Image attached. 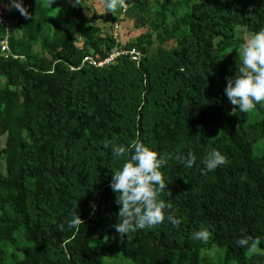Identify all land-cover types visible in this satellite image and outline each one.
Here are the masks:
<instances>
[{
    "label": "trees",
    "instance_id": "1",
    "mask_svg": "<svg viewBox=\"0 0 264 264\" xmlns=\"http://www.w3.org/2000/svg\"><path fill=\"white\" fill-rule=\"evenodd\" d=\"M130 1L132 12L155 18L124 45L117 17L104 32L105 17L86 16L83 0H24L29 17L0 4L16 56H0V264H102L113 248L90 246L91 238L116 236L136 264H205L213 247L226 262L264 264V151L254 155L264 106L253 121L250 112L226 115L224 104L244 40L239 29L264 28V0ZM117 47L143 57L99 66ZM105 139H139L167 154L162 198L182 219L179 228L165 221L116 231L121 206L111 181L124 161ZM212 148L227 162L204 174L200 160ZM189 152L198 166L177 160ZM78 211L84 222L68 227ZM202 226L209 238L196 241ZM242 235L259 238L261 250L248 255L237 244Z\"/></svg>",
    "mask_w": 264,
    "mask_h": 264
},
{
    "label": "clouds",
    "instance_id": "2",
    "mask_svg": "<svg viewBox=\"0 0 264 264\" xmlns=\"http://www.w3.org/2000/svg\"><path fill=\"white\" fill-rule=\"evenodd\" d=\"M78 3V0H77ZM0 4L18 9L22 15L29 17L30 13L24 0H0ZM107 9L116 12L118 8L126 7L125 0H105ZM237 71L234 76L227 77L225 93L233 106L234 112H249L258 105L264 106V28L251 33L239 45ZM105 147H111L113 157L123 158V164L113 171L111 187L117 194L119 222L114 225L121 235L129 234L138 229H151L162 225L165 221L179 228L182 219L175 215L174 205L170 200L162 198L169 187L162 168L168 163V156L150 146L143 140L134 139L129 145L116 143L115 139H105ZM130 154V155H129ZM189 168L197 165V155L189 152L185 156H177ZM227 162V156L220 150L212 148L201 158L200 169L204 174L215 170ZM96 206L94 205V208ZM82 218L78 212L67 219L68 227H78ZM84 222V221H83ZM63 228V224L60 225ZM210 230L201 227L192 233L196 241H206ZM250 236H240L237 244L252 250L260 243L256 238L252 243Z\"/></svg>",
    "mask_w": 264,
    "mask_h": 264
},
{
    "label": "rangeland",
    "instance_id": "3",
    "mask_svg": "<svg viewBox=\"0 0 264 264\" xmlns=\"http://www.w3.org/2000/svg\"><path fill=\"white\" fill-rule=\"evenodd\" d=\"M153 0H151L152 3ZM71 5H76L77 0H69ZM126 4L129 6L128 9L124 10L123 8H118L116 12H112L109 9H107L105 5V0H83L82 8L83 12L86 16L93 18V17H99L103 15L105 17V20H102L100 22V26L104 32L113 31L114 23L118 24L121 28L118 30H115L116 34L120 35L121 43L127 44L131 43L137 40V37L139 35L147 33L150 29L147 25V18H155V15L150 14L148 10L147 12H141V13H134L131 11L132 3L130 0H125ZM152 3L151 5H153ZM151 7V6H150ZM117 17V21L113 22V17ZM98 23V24H99ZM113 28V29H112ZM239 34L243 39L247 38L251 32L245 31L244 29H239ZM84 38H80V42L77 43L79 47L82 46ZM153 47L151 50L157 47V40L153 39ZM235 75V74H232ZM225 114L228 115L229 113H233V110L231 111L230 107H232V104L230 100L227 98V101H225ZM251 113V117L253 121H257L258 119H261L262 116H260L257 113V110L254 109L252 111H249ZM4 140L2 139V144H4ZM264 149V141H260L254 148V155L259 156L263 153ZM4 172L5 168H4ZM95 242H101V244H104L107 247H112L113 250L110 253H107L103 263L102 264H136L132 261L131 258L125 257L122 252V236H116V237H103V238H91L90 246H94ZM261 250L258 246H256L255 249H252L248 255L252 254L253 251ZM203 258H205V264H253L252 262L247 263H239V262H226L225 260V251L220 250L218 248L213 247L210 251L203 253Z\"/></svg>",
    "mask_w": 264,
    "mask_h": 264
},
{
    "label": "built area",
    "instance_id": "4",
    "mask_svg": "<svg viewBox=\"0 0 264 264\" xmlns=\"http://www.w3.org/2000/svg\"><path fill=\"white\" fill-rule=\"evenodd\" d=\"M128 7L129 6L126 4V7H124L123 9L126 10V9H128ZM0 23L4 24L5 29H6L5 35L0 36V56L4 57L5 59H10L12 57H16L11 53L10 45H9V40H10L9 38L11 36L13 25L9 20L6 19L4 10L1 6H0ZM115 29L118 30L119 27L116 26ZM115 36L118 37L119 34L117 35L115 33ZM123 55H130L132 57V59L137 61V62H140L142 57H143L142 53L136 49H131L130 51H123L117 47L116 49H114L112 51L110 56L105 61L99 63L98 65L103 66L105 64H109V63L113 62L116 58L123 56Z\"/></svg>",
    "mask_w": 264,
    "mask_h": 264
}]
</instances>
